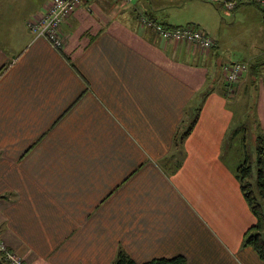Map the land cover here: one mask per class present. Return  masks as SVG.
<instances>
[{
  "label": "crops",
  "instance_id": "1",
  "mask_svg": "<svg viewBox=\"0 0 264 264\" xmlns=\"http://www.w3.org/2000/svg\"><path fill=\"white\" fill-rule=\"evenodd\" d=\"M49 2L0 0V246L25 264H264L241 244L254 219L222 157L244 145L242 90L257 85L264 125V52L235 61L258 74L228 92L217 40L160 41L116 19L114 0H82L53 49L26 28Z\"/></svg>",
  "mask_w": 264,
  "mask_h": 264
},
{
  "label": "rangeland",
  "instance_id": "2",
  "mask_svg": "<svg viewBox=\"0 0 264 264\" xmlns=\"http://www.w3.org/2000/svg\"><path fill=\"white\" fill-rule=\"evenodd\" d=\"M114 1L116 8L122 9V14L117 13L116 19L120 20L125 27L130 30L140 29L144 31L145 35H152L161 39L160 41L163 39L151 28L141 24L139 20L151 18L157 24L165 22L171 27L191 26L199 29L204 35L217 40L218 45L211 53H214L212 58L220 63L235 62L259 50L264 52V22L258 10L251 4L242 3L237 5L236 9L227 11L203 0ZM57 36L60 39L58 34ZM211 69L210 74L216 68ZM256 87L257 85L250 90L247 88L246 91L242 90L238 94L237 101L243 103L242 106L236 108L233 107L234 104L227 102L231 109L233 107L232 132L236 134L241 130L245 138L241 139L242 142L240 141L241 144L244 143L242 147L238 144V138H235L230 144L227 143L222 154L224 162L230 167L232 165L237 167L246 160L250 165L252 179L255 172L256 147L253 138L262 136L264 133V125L259 123L255 112L254 104L259 95L258 87ZM241 137L243 136L241 135ZM22 264L25 263L22 261Z\"/></svg>",
  "mask_w": 264,
  "mask_h": 264
},
{
  "label": "built area",
  "instance_id": "3",
  "mask_svg": "<svg viewBox=\"0 0 264 264\" xmlns=\"http://www.w3.org/2000/svg\"><path fill=\"white\" fill-rule=\"evenodd\" d=\"M211 5L232 10L238 3H251L264 9V0H203ZM82 0H50L48 7L39 17H32L26 22V28L33 39H44L53 49H59L61 41L58 38L60 22L67 18ZM141 24L151 28L165 41L184 43L201 51H208L213 41L199 29L191 26L164 28L149 19H141ZM247 70L245 63H228L221 66L220 71L228 92L233 91L241 75ZM0 255L4 264H22V260L13 252L0 246Z\"/></svg>",
  "mask_w": 264,
  "mask_h": 264
},
{
  "label": "trees",
  "instance_id": "4",
  "mask_svg": "<svg viewBox=\"0 0 264 264\" xmlns=\"http://www.w3.org/2000/svg\"><path fill=\"white\" fill-rule=\"evenodd\" d=\"M242 4L238 3L237 5ZM251 4V3H246ZM236 5V6H237ZM253 5L261 15L264 22V9ZM149 20L153 21L151 18ZM154 22V21H153ZM164 28H177L168 25L160 24ZM259 66L249 65L247 69L252 70L255 73V79L257 78V70ZM254 79V78H253ZM197 112L193 114L192 120L188 124L187 128L179 134L177 138V143L179 144L191 130L195 120ZM255 147V172L253 179L251 176L250 165L244 160L242 163L237 165L234 170L235 178L238 182L239 191L244 200L249 213L254 219L253 224L248 227L242 234V246L249 247L256 254L257 258L264 262V140L262 136H257L254 138ZM0 261L2 263L3 259L0 255ZM111 264H135L129 260L123 254H118L116 259ZM141 264H185V260L182 256H174L171 258H153Z\"/></svg>",
  "mask_w": 264,
  "mask_h": 264
},
{
  "label": "water",
  "instance_id": "5",
  "mask_svg": "<svg viewBox=\"0 0 264 264\" xmlns=\"http://www.w3.org/2000/svg\"><path fill=\"white\" fill-rule=\"evenodd\" d=\"M0 264H4V263H2V262L0 261Z\"/></svg>",
  "mask_w": 264,
  "mask_h": 264
}]
</instances>
